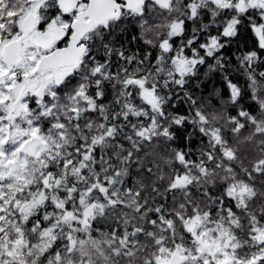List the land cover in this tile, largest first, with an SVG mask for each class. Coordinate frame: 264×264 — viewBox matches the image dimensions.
Instances as JSON below:
<instances>
[{
  "label": "snow or ice",
  "instance_id": "snow-or-ice-1",
  "mask_svg": "<svg viewBox=\"0 0 264 264\" xmlns=\"http://www.w3.org/2000/svg\"><path fill=\"white\" fill-rule=\"evenodd\" d=\"M0 264H264V0H0Z\"/></svg>",
  "mask_w": 264,
  "mask_h": 264
}]
</instances>
